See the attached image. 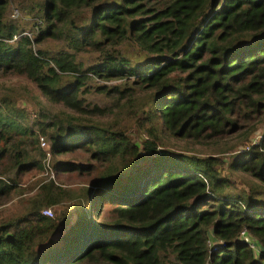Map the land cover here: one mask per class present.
Instances as JSON below:
<instances>
[{"label":"trees","instance_id":"trees-1","mask_svg":"<svg viewBox=\"0 0 264 264\" xmlns=\"http://www.w3.org/2000/svg\"><path fill=\"white\" fill-rule=\"evenodd\" d=\"M42 2L43 23L30 39L5 19L8 0H0V71L23 76L63 108L37 123L52 156L81 150L92 162L54 160V169L95 176L58 245L39 249L65 215L50 217L42 208L70 197L53 181L39 187L26 213L1 219L0 264H164L169 256L174 264H264V134L229 165L261 183L242 194L228 191L214 155L163 148L166 137H221L246 122L247 134L256 129L264 115V0ZM48 38L66 48L34 50ZM123 44L120 55L109 52ZM84 51L102 58L83 68L76 53ZM93 80L114 103L91 105L80 96ZM131 128L145 134L142 148ZM38 135L25 109L0 99V197L41 169ZM105 203L108 218L99 221Z\"/></svg>","mask_w":264,"mask_h":264},{"label":"rangeland","instance_id":"rangeland-1","mask_svg":"<svg viewBox=\"0 0 264 264\" xmlns=\"http://www.w3.org/2000/svg\"><path fill=\"white\" fill-rule=\"evenodd\" d=\"M42 4V0H8L5 19L12 20L18 25L20 31L19 35L27 36L32 39L36 36L39 25L43 23L39 18V15L42 14L40 10ZM84 15H89L88 9L84 12ZM12 40H10V42H12ZM125 46V44L119 46L117 48L118 50L116 48V50L109 49V52L114 55L117 53L116 51H118L119 54L124 50ZM33 48L34 50L40 49L47 51L49 54H54L62 51L66 47L63 40L48 38L39 44H34ZM101 58L102 55L98 52L84 51L76 53V60L83 64V68L97 63ZM114 82H118V80L107 82V84L111 85V83ZM96 84H100V82L96 80L89 81L86 86L80 89V96L91 105L96 104L105 107L114 103L109 96L94 90ZM85 87L88 88V90H83ZM139 92L140 89L136 88V95L141 97L142 93ZM2 98L10 100L16 106L26 110L27 124L39 134L36 146L43 151V156L40 157V170L30 172L22 180L11 183V185L15 187L14 190L6 197H0V220L26 213L30 205V200L35 197L39 187L49 181H53L56 185L66 189V197L70 196L66 201L58 205L45 206L42 208V211L45 208L51 209V214L48 215L50 217L58 218L62 215V212L65 213V215L61 216L62 221L58 226V230L45 243L39 246L40 250H44L52 245H58L60 243V236L64 230L75 221L79 214L77 211L81 208L82 201L79 196L80 191L91 183L95 176V174L93 176V173L87 175L86 173L79 174L77 171L69 173L58 172L53 167L54 160L75 161L82 164H89L92 162L87 159L88 156L81 150L55 156H52L51 153H47L50 141L47 135L40 132V126L37 123L42 119V114L50 116L61 109L63 110V108L59 105H52L46 101L36 89V86L26 78L23 76L4 74L0 71V99ZM113 117L114 114L102 116L99 121L104 123L113 119ZM246 124L248 126L252 125L248 124V122L241 123V126L237 130L224 134L221 137H201L194 140L166 137L163 148L166 150V153L171 155L187 154L200 157L214 155L220 159V163L217 166L218 170L221 175L230 182L228 191L234 194H242L250 187L261 186V183L246 172L231 169L229 165L239 153L246 151L251 144L259 142L262 134H264V115L256 118L254 124L256 129L250 134H247L249 127L247 128ZM129 136L142 148V143L146 138L144 133H140L139 130L131 128ZM41 142H44V144H41ZM163 148L161 146L158 149L160 150ZM141 154L147 156L145 153L140 152V155ZM146 163L147 160H143L140 156L139 164L142 166ZM133 172L134 170H129L127 174H132ZM2 178L5 179L4 176ZM124 180L125 183L129 181L126 179ZM209 203L208 201L207 205L203 207H207ZM109 209V204L105 203L99 214V221L107 220ZM211 242L215 244L214 241L211 240ZM210 247H212V245ZM164 264H174L173 256H169V259Z\"/></svg>","mask_w":264,"mask_h":264},{"label":"built area","instance_id":"built-area-1","mask_svg":"<svg viewBox=\"0 0 264 264\" xmlns=\"http://www.w3.org/2000/svg\"><path fill=\"white\" fill-rule=\"evenodd\" d=\"M18 36H14L13 37V39H16ZM12 40V39H11ZM42 139V138H41ZM41 144H44V142H41ZM47 153L48 154H50V146L48 147V150H47ZM42 213L43 214H45V215H49V214H51V209L50 208H45V209H43V211H42ZM240 238L245 242V243H247L248 244V246L252 249V250H254V251H256V252H259V249H258V245H257V243L248 235V234H246V231H242L241 232V235H240ZM211 238H209V240H208V245L209 246H213L214 244H212V242H211ZM213 241V240H212Z\"/></svg>","mask_w":264,"mask_h":264}]
</instances>
